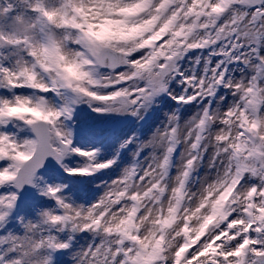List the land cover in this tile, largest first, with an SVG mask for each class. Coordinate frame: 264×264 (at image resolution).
<instances>
[{"label": "snow or ice", "instance_id": "obj_1", "mask_svg": "<svg viewBox=\"0 0 264 264\" xmlns=\"http://www.w3.org/2000/svg\"><path fill=\"white\" fill-rule=\"evenodd\" d=\"M80 105L141 130L76 142ZM61 257L264 264V0H0V264Z\"/></svg>", "mask_w": 264, "mask_h": 264}, {"label": "rangeland", "instance_id": "obj_2", "mask_svg": "<svg viewBox=\"0 0 264 264\" xmlns=\"http://www.w3.org/2000/svg\"><path fill=\"white\" fill-rule=\"evenodd\" d=\"M168 106L169 105H166V108ZM190 111L191 110H189V112ZM75 114L76 117H74L72 124L74 135L77 131L81 133V137H74L76 142L88 143L95 141L97 143L103 142L111 145L119 136L126 135L133 129H137L139 132L141 129L137 128V125L143 123L127 116L117 114H98L88 108L87 105L78 106V110ZM143 130L147 131V128L144 127ZM125 159H127V154H125ZM76 162V160L72 161L73 164ZM40 174L47 178L49 182L54 180L56 182L68 183V192L74 191L77 202H88L99 195V190L96 187L99 179H101L99 176H97L96 181L86 178L83 181L74 182L73 179L55 172L53 173V171L50 170L40 172ZM102 178L106 180L108 179V176ZM34 204L50 207L54 204V201H48L46 198L40 197L39 193L33 190L28 199H21L19 201V208L17 211L21 215L25 213L32 215V209L31 207H28V205ZM61 264H68V258L61 257Z\"/></svg>", "mask_w": 264, "mask_h": 264}, {"label": "clouds", "instance_id": "obj_3", "mask_svg": "<svg viewBox=\"0 0 264 264\" xmlns=\"http://www.w3.org/2000/svg\"><path fill=\"white\" fill-rule=\"evenodd\" d=\"M65 69L69 72H74L75 71V67L72 65H65ZM24 106L21 105V108H23Z\"/></svg>", "mask_w": 264, "mask_h": 264}, {"label": "water", "instance_id": "obj_4", "mask_svg": "<svg viewBox=\"0 0 264 264\" xmlns=\"http://www.w3.org/2000/svg\"><path fill=\"white\" fill-rule=\"evenodd\" d=\"M48 167H52V168H55V169H57L58 168V165H56L55 164V161H50V163H48L47 164V167L46 168H48ZM46 168H44V169H46ZM42 170V169H41ZM27 187V186H26ZM28 188V187H27Z\"/></svg>", "mask_w": 264, "mask_h": 264}, {"label": "bare ground", "instance_id": "obj_5", "mask_svg": "<svg viewBox=\"0 0 264 264\" xmlns=\"http://www.w3.org/2000/svg\"><path fill=\"white\" fill-rule=\"evenodd\" d=\"M189 114H190V112H189Z\"/></svg>", "mask_w": 264, "mask_h": 264}]
</instances>
